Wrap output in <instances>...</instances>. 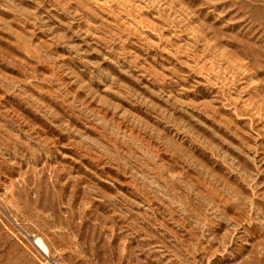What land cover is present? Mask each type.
I'll use <instances>...</instances> for the list:
<instances>
[{
  "label": "rangeland",
  "instance_id": "1",
  "mask_svg": "<svg viewBox=\"0 0 264 264\" xmlns=\"http://www.w3.org/2000/svg\"><path fill=\"white\" fill-rule=\"evenodd\" d=\"M0 264H264V0H0Z\"/></svg>",
  "mask_w": 264,
  "mask_h": 264
},
{
  "label": "bare ground",
  "instance_id": "2",
  "mask_svg": "<svg viewBox=\"0 0 264 264\" xmlns=\"http://www.w3.org/2000/svg\"><path fill=\"white\" fill-rule=\"evenodd\" d=\"M39 242L42 244V242L39 240ZM42 246H44L43 244H42Z\"/></svg>",
  "mask_w": 264,
  "mask_h": 264
}]
</instances>
